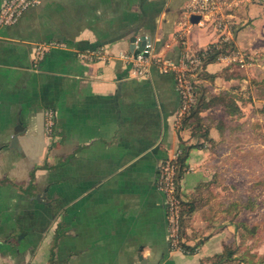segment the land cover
<instances>
[{"label":"crops","instance_id":"crops-1","mask_svg":"<svg viewBox=\"0 0 264 264\" xmlns=\"http://www.w3.org/2000/svg\"><path fill=\"white\" fill-rule=\"evenodd\" d=\"M192 1L40 0L0 25V264H48L52 255L57 264H210L226 247L256 250L259 228L238 222H258L241 217L246 209L236 215L240 185L223 170L249 148L253 126L264 137V0H222L224 31L200 23ZM142 36L174 60L221 37L231 45L197 79L198 116L176 120L171 73L151 65L137 76L118 58ZM43 41L60 45L36 62ZM99 47L108 61L80 59ZM181 143L192 147L180 192L196 202L182 238L202 241L192 253L171 247L157 186Z\"/></svg>","mask_w":264,"mask_h":264},{"label":"built area","instance_id":"built-area-1","mask_svg":"<svg viewBox=\"0 0 264 264\" xmlns=\"http://www.w3.org/2000/svg\"><path fill=\"white\" fill-rule=\"evenodd\" d=\"M40 0H6L0 9V25H11L18 21L20 16L30 6L36 5ZM222 0H193L189 12L200 16V23L213 21L218 31H224L228 27L227 19L222 16ZM146 43L140 48L141 37L134 41L132 51L120 52L118 58L125 66H128L135 75L145 76L151 65H155L162 73H171L176 82L180 94V107L176 114V120L180 121L187 115L197 101V79L204 70V59L212 48H218L225 38L206 49L196 53L183 52L178 60L160 57L154 54V45L151 39L145 36ZM58 41L39 42L35 47L34 59L41 60ZM79 57L83 61L96 62L108 61L110 56L104 47L80 51ZM56 116L53 109L45 111L44 130L50 138L55 136ZM180 149L172 156L167 157L159 166L157 173V186L165 194L168 210V238L173 249H182L181 242V202L183 197L180 192L178 180V166L175 163L180 154Z\"/></svg>","mask_w":264,"mask_h":264},{"label":"rangeland","instance_id":"rangeland-1","mask_svg":"<svg viewBox=\"0 0 264 264\" xmlns=\"http://www.w3.org/2000/svg\"><path fill=\"white\" fill-rule=\"evenodd\" d=\"M260 107L261 104L257 106V109H260ZM255 123L259 122H253V125ZM261 123L264 125V120ZM259 127H261L260 124ZM259 130V128L253 126L252 133L247 138V141H250L249 148H246L245 153L234 156L235 161H237L234 168L223 170L231 180L236 181L240 185L236 190V199L240 198L241 200L243 198L242 185H245L246 197L251 196V201L254 203V210L241 212V217L250 224L256 222L259 224L258 239L255 245L256 250L250 254L252 255L250 257L251 264H259V257L264 252V147L262 146L264 137H261ZM223 160L226 162L227 157H224ZM238 188L240 189L239 193ZM222 264H239V261L235 260Z\"/></svg>","mask_w":264,"mask_h":264},{"label":"trees","instance_id":"trees-1","mask_svg":"<svg viewBox=\"0 0 264 264\" xmlns=\"http://www.w3.org/2000/svg\"><path fill=\"white\" fill-rule=\"evenodd\" d=\"M231 47L230 44H224V45H220L218 48H212L209 50L208 55L206 56V58L204 59V67L210 63L213 62L214 60H216L217 56L222 53V52H227V50ZM232 49V48H230ZM198 87V85H197ZM197 101L194 104V106L192 107L191 111L187 114V117H193V116H198V108H197V104H198V88H197ZM192 146H187L184 143H181L180 145V154L178 155V157L175 160L176 165L178 166V180H179V185H180V180L182 179L185 171L187 170V164H186V160L189 156V151L191 149ZM254 203H252L251 201V196H248L245 198V200L242 198L240 200L236 199L235 202L233 203L234 205V209L236 211V215H239V213L243 210H254ZM196 208V202L195 201H191V202H185L184 200L181 202V236L184 237L183 235V222L185 219V216L187 214H191ZM238 224L244 228L249 229V231L252 234L256 233L257 228H259V224H254L251 228H248V225L245 222H238ZM202 241H199L195 246L191 247L189 245H186L184 242H181V247L184 249L185 252L188 253H192L195 252L196 248L201 244ZM249 254V255H248ZM252 253H249L248 251H239L238 249H232L230 247H226L225 250L223 251V253L218 254L214 257L215 261H210V264H222L224 262H230V261H235L238 260L239 264L244 263V264H251V256L250 255ZM259 264H264V252L263 255L261 257H259ZM58 261H56L52 255L51 260L49 261L48 264H57ZM200 264H205L203 262H201ZM255 264V263H253ZM258 264V263H256Z\"/></svg>","mask_w":264,"mask_h":264},{"label":"water","instance_id":"water-1","mask_svg":"<svg viewBox=\"0 0 264 264\" xmlns=\"http://www.w3.org/2000/svg\"><path fill=\"white\" fill-rule=\"evenodd\" d=\"M134 41H135V38L132 39V50L134 49ZM145 43H146V39H145L144 36H142L141 37L140 48L138 50H136V51H139L140 49H142L144 47ZM14 140H16V138Z\"/></svg>","mask_w":264,"mask_h":264}]
</instances>
